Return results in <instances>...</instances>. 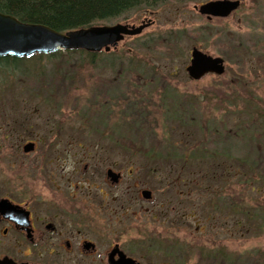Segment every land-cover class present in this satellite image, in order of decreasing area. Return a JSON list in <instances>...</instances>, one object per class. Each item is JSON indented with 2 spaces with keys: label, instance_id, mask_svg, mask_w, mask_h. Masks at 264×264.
<instances>
[{
  "label": "rangeland",
  "instance_id": "obj_1",
  "mask_svg": "<svg viewBox=\"0 0 264 264\" xmlns=\"http://www.w3.org/2000/svg\"><path fill=\"white\" fill-rule=\"evenodd\" d=\"M209 1L168 0L105 23L150 22L116 49L95 53L91 64L69 65L70 81L62 84L49 60L25 62L28 74L0 72V195L54 191L47 174L65 159L58 151L82 159L86 150L97 158L93 150L101 145L98 159L130 160L144 168L147 185L154 177L172 181L176 207L189 215L182 222L207 226L206 250L217 248L231 260L264 259V179L241 159L247 142L241 125H254L258 117L264 123V0H238L228 17L207 21L195 6ZM193 47L222 58L224 73L189 79ZM244 114L254 119L246 123ZM262 140L256 134L246 148L260 149ZM28 141L39 150L51 146L46 173L36 155L23 154ZM232 204L254 212L247 218ZM246 228L251 232L243 233Z\"/></svg>",
  "mask_w": 264,
  "mask_h": 264
},
{
  "label": "flooded vegetation",
  "instance_id": "obj_2",
  "mask_svg": "<svg viewBox=\"0 0 264 264\" xmlns=\"http://www.w3.org/2000/svg\"><path fill=\"white\" fill-rule=\"evenodd\" d=\"M39 147L28 141L22 152L36 155L44 174L52 148ZM96 147L97 158L83 148L82 159L57 152L65 159L47 174L54 191L0 195V264H227L224 252L206 250V225L182 222L189 215L176 207L172 181L154 177L149 186L143 167L98 159L104 150Z\"/></svg>",
  "mask_w": 264,
  "mask_h": 264
},
{
  "label": "trees",
  "instance_id": "obj_3",
  "mask_svg": "<svg viewBox=\"0 0 264 264\" xmlns=\"http://www.w3.org/2000/svg\"><path fill=\"white\" fill-rule=\"evenodd\" d=\"M168 0H0V13L10 15L16 18L22 23L38 24L46 26L57 32H67L77 30L81 28H87L90 26H98L105 24L113 20L123 18L126 14L128 15L132 11L140 10L143 8L152 9L157 6H161ZM179 3L181 0H169ZM168 3V2H167ZM74 55L76 59L70 60L68 57ZM94 53H88L84 51H71V52H57L49 55H35L30 59H14L11 57L0 58V72L10 74L11 72L22 71L24 74H28L25 68V62L37 60L39 63L42 60L51 61V70L53 74L57 73L60 77L61 84L68 80L67 72L70 70L69 65L75 67H82L85 62L91 64L96 56ZM55 59V60H54ZM87 60V61H86ZM41 75V74H40ZM39 75V76H40ZM41 77V78H40ZM37 80L38 83L42 84L44 75L40 76ZM73 77V76H72ZM12 79V77H11ZM30 77L25 79L29 80ZM70 81V80H68ZM51 83V82H50ZM52 85V84H51ZM40 89V86L38 87ZM260 113H262L260 111ZM256 114V112H255ZM249 123L254 117H247L244 114ZM259 121V128H255ZM256 120V125H241V135L243 140H246L245 145L242 147V162L248 168L250 174H256L260 179H264V140L260 144V149H249L246 148L247 144H253V137L256 134L260 136L264 135V125L260 117ZM254 121V120H253ZM251 127V131L247 130ZM249 132V136L248 135ZM230 155V151H229ZM232 155V153H231ZM263 176V177H260ZM252 180V179H249ZM259 192V188H257ZM233 211H240V213L247 217L250 213L254 212L253 208L243 209L240 206L232 204ZM259 228H262L260 225ZM243 233H250L249 229H242ZM262 230L259 229V233ZM227 264H264V259L261 257H254L252 259L246 258H234L229 259L227 256Z\"/></svg>",
  "mask_w": 264,
  "mask_h": 264
},
{
  "label": "water",
  "instance_id": "obj_4",
  "mask_svg": "<svg viewBox=\"0 0 264 264\" xmlns=\"http://www.w3.org/2000/svg\"><path fill=\"white\" fill-rule=\"evenodd\" d=\"M239 5L238 0H214L195 6V9L207 19L226 18ZM149 24V21H141L138 26L116 23L61 33L43 25L22 23L10 15L0 13V58L21 59L73 50L95 53L103 49L108 52L125 38L139 35ZM185 71L193 81H198L207 74L221 76L224 73V61L193 47ZM31 150L32 143L24 145L25 153ZM110 175L113 174L110 172Z\"/></svg>",
  "mask_w": 264,
  "mask_h": 264
}]
</instances>
